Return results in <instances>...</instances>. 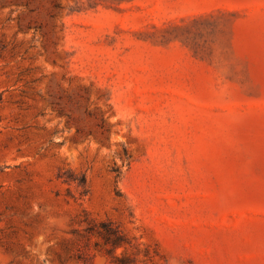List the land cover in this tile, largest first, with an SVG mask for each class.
I'll return each instance as SVG.
<instances>
[{"label":"rangeland","instance_id":"374dc122","mask_svg":"<svg viewBox=\"0 0 264 264\" xmlns=\"http://www.w3.org/2000/svg\"><path fill=\"white\" fill-rule=\"evenodd\" d=\"M0 264H264V0H0Z\"/></svg>","mask_w":264,"mask_h":264},{"label":"trees","instance_id":"16d2710c","mask_svg":"<svg viewBox=\"0 0 264 264\" xmlns=\"http://www.w3.org/2000/svg\"><path fill=\"white\" fill-rule=\"evenodd\" d=\"M109 231H110V232H108L106 235L109 237V239H110V241H111L112 243H115L117 237H119V234H117L116 232H113V229L111 230V228H110ZM111 231H112V232H111Z\"/></svg>","mask_w":264,"mask_h":264}]
</instances>
